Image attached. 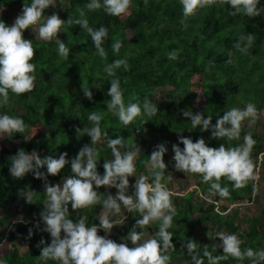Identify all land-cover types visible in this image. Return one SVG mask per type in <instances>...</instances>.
Listing matches in <instances>:
<instances>
[{"label": "trees", "instance_id": "trees-1", "mask_svg": "<svg viewBox=\"0 0 264 264\" xmlns=\"http://www.w3.org/2000/svg\"><path fill=\"white\" fill-rule=\"evenodd\" d=\"M87 2L88 0H54L55 5L46 9L45 14L58 12L61 19L67 21L71 18L73 22L63 25L51 40H38L28 36L32 32L31 27L24 31V37L31 39L36 49L33 57V62L37 65L35 87L26 93H10L14 96L8 102L9 105L0 107V112L7 111L10 115L21 116L28 125L23 133H11V139L18 141L15 147L0 150V207L7 210V202L20 198L11 190H27L30 187L37 193L28 207L29 216L26 218V226L32 230L28 249L21 253L15 247L4 254L1 258L6 259L8 264H58L54 260L44 262L38 258L42 254L43 245L39 243L41 239L44 238L48 243L52 239L50 233L43 230L41 218L46 200L41 186L45 181L37 178L33 172L22 178H16L10 173L11 157L19 149L29 152L36 149L41 157L58 156L67 152L70 161L84 144L92 143L91 137L79 134L77 128L83 129L91 125L92 122L88 120L90 111H101L104 113L102 131H107L112 138L123 136L126 141L129 140L130 146H139L141 152L136 161L137 174L148 175L150 170L143 163L152 153L148 137L156 142L166 143L168 151H173L172 145L177 144L180 136L190 137L194 141L203 137L209 146L218 148L222 143L226 146L242 143L244 135L249 132L242 128L238 140L220 139L212 135L211 128H195L190 118L183 115V110L191 108L193 112H202L205 118L211 115L212 123L215 124L217 117L230 107L245 106L248 102H253L260 109L264 107V14L256 17L240 13L232 15L229 0H209L205 7L185 18L181 0H131L129 9L132 6V12L124 19L125 13L111 15L102 7L89 10L86 8ZM24 3L25 0H0V7L23 8ZM258 6L264 7V0H260ZM81 16L88 19L89 26L93 28H108V36L103 43L107 57L98 55L91 35L82 25L75 23ZM0 18L10 24L7 18ZM247 33H253L255 39L244 53L235 44L242 34ZM59 39L64 40L71 49L67 58L58 54ZM116 39L122 41L119 52L112 48ZM173 49L180 50L176 59H170L167 55ZM117 58H127L128 61L127 68L121 66L116 71L125 100L139 99L142 102L147 95L158 106L155 114L142 113L128 125L123 124L107 109V101L111 99L108 93L111 77L104 68ZM230 59L231 63L228 62ZM193 77H198L203 83L201 101L197 100V94L191 89L190 80ZM84 83L92 87V98L85 95ZM166 87H170V91H156ZM17 107L21 109L19 112L15 111ZM39 128L41 130L36 136L31 134L34 129ZM252 134L256 140L251 152L254 169L258 168L259 163L264 169V138ZM101 141V149L108 152V158H111L107 137H102ZM180 146L183 148V143ZM260 158L262 162H259ZM104 162H98L101 174L105 171ZM165 163L168 170L175 161L173 159L172 162ZM41 171L47 172V167ZM71 174L69 163L59 174H48V181L62 182L64 176ZM193 176L197 188L177 196L178 201L174 205L176 215L169 229L174 234L172 239L175 245V248L168 249L171 259L193 264L185 248L186 240L195 239L202 253L204 245L211 248L221 243V238L216 237V233L222 230L240 235L243 239L242 247L264 248V210H253L248 215L246 211L242 213V210H236L237 207H248L254 202L255 190L260 186L256 183L257 174L240 188L232 187L233 182L222 177L221 183L229 186L228 196L209 192L210 182L203 181L202 174L193 173ZM149 178L151 179L150 176ZM164 179L167 182V172ZM129 180V193H132L136 178ZM98 191L114 195L118 189L112 187L110 191H104L99 188ZM101 209V204L81 209H73L69 205L71 218L75 220L84 217L89 225L100 223L97 216ZM233 212L244 214L247 229L242 230L233 220ZM137 213L122 208L119 214L122 223L114 226L117 238L126 237L136 226ZM3 222L11 224L6 216ZM212 225L217 226L216 231L211 229ZM198 227H203L201 237L196 232ZM145 230L151 236L159 230V226L154 222L145 226ZM2 242L3 236L0 235V244ZM215 254H223V248L217 247ZM219 264H237V260L230 257ZM244 264H249V261L246 259Z\"/></svg>", "mask_w": 264, "mask_h": 264}, {"label": "clouds", "instance_id": "clouds-1", "mask_svg": "<svg viewBox=\"0 0 264 264\" xmlns=\"http://www.w3.org/2000/svg\"><path fill=\"white\" fill-rule=\"evenodd\" d=\"M208 2L209 0H181L185 18L205 7ZM130 3L131 0H88L86 8L96 10L102 7L107 13L119 16L129 9ZM229 3L232 15L240 13L256 17L264 14V7L258 6L260 0H229ZM53 4L54 0H25L23 10L14 23L9 24L0 18V104L8 103L10 93H26L35 87L37 65L33 62V57L36 49L33 41L24 37V31L37 25L38 33L31 27L37 38L51 40L63 25L73 22L71 18L67 21L61 19L58 12L45 14V10ZM75 23L82 25L91 35L98 55L107 57L103 43L108 36V28H93L83 16L77 18ZM254 39L253 33L242 34L235 47L246 53ZM121 47L122 41L114 40L113 50L119 52ZM70 50L64 40L59 39V56L67 58ZM179 52V49H173L167 55L170 59H176ZM228 62L231 63V59ZM121 66L127 68V58H117L104 68L111 77L108 89L111 99L107 101V109L123 124L128 125L142 113L155 114L158 106L147 95L142 102L139 99L125 100L121 80L116 75ZM83 90L87 97H93L92 87L84 83ZM258 113L257 106L248 102L244 107L228 108L213 124L211 115L205 118L202 112H193L191 108L183 110V115L190 118L195 128H211L214 137L228 140H238L242 124L247 121L251 126L258 119ZM103 118V112L90 111L88 120L92 122L91 125L83 129L77 128V132L89 135L92 143L84 144L70 161L67 152L58 156L41 157L36 149L31 152L19 149L11 157L10 173L14 177L22 178L33 172L37 178L45 181L46 200L41 218L43 230L50 233L52 239L50 243L41 239L39 243L43 245L42 254L38 258L44 262L54 260L58 264H169L171 256L167 250L175 248L172 239L174 234L169 229L173 225L176 207L172 202L171 189L164 179L167 145L158 144L143 161L150 170L149 174L137 175L136 161L141 152L140 147L130 146L129 140L126 141L123 136L109 137L107 131H102ZM27 127L23 117L0 112V137L12 132L23 133ZM102 137H107V147L111 149V158L105 159L103 164V174L98 171L100 148L97 146ZM179 139L184 147L180 144L172 145L175 167L185 172L202 174V180L210 182L208 191L211 193H218L220 196L230 194L229 186L221 183L222 177L232 181V187L240 188L254 175L251 152L256 140L250 131L244 135L242 143L235 146L222 143L218 148L209 146L203 137L196 141L186 136H180ZM69 163L72 174L64 176L62 184L48 181V174H59ZM45 166L47 172L41 171ZM130 176L137 177L132 193H129ZM100 186L115 187L118 191L114 195L111 192L105 194L98 191ZM20 194L27 202H33L37 193L29 187L27 190L21 189ZM94 204L102 205L97 216L99 224L89 225L84 217L75 220L71 218L69 205L73 209H81ZM122 208L140 215L136 226L123 238V242L118 243L110 238V233L115 225L122 223L119 216ZM154 222L159 230L148 236L145 226ZM101 228L109 235H100ZM31 231L30 229V234ZM216 237L221 238V243L211 248L204 245L202 253L195 239L186 240L185 248L193 264H205V258L207 264H219L230 257L235 258L237 264H244L246 259L249 264H264V248L242 247L243 239L235 232L220 231L216 233ZM217 247L223 248V254H215ZM0 264H8V261L0 258Z\"/></svg>", "mask_w": 264, "mask_h": 264}, {"label": "rangeland", "instance_id": "rangeland-1", "mask_svg": "<svg viewBox=\"0 0 264 264\" xmlns=\"http://www.w3.org/2000/svg\"><path fill=\"white\" fill-rule=\"evenodd\" d=\"M55 5V4H54ZM131 9H128L123 18H127L130 13L132 12V6L130 7ZM23 8H19V7H0V17H5L10 21V24L14 23L16 17L22 12ZM32 28L35 29L36 33H38V26L34 25L31 26ZM31 28V29H32ZM36 33L33 31L29 33L28 36H31L32 38L38 39V40H44V39H40L37 38ZM129 36L131 35V32L128 33ZM190 82L191 84V89L197 94L198 96V101H201L202 99V93H203V83L201 82V80L198 77H193L191 78ZM157 92L161 93V92H168L170 91V87H166L163 89H158L156 90ZM14 95H10L9 97V101H11L12 97ZM201 98V99H200ZM8 101V102H9ZM6 105H9V103L7 104H0V107H5ZM8 107V106H7ZM20 107V106H19ZM19 107H17V109H15L16 112H19L21 109H19ZM244 107V106H241ZM259 113H258V119H256V121L251 124V126H249L248 122L245 121L242 124V128L247 129L248 131L255 133L256 135L264 138V107H262L261 109L258 108ZM7 112V111H5ZM41 128L39 129H34L32 131V135L35 134V136L38 134V131H40ZM31 137V136H30ZM147 142L148 144L152 147V151L154 150V148L160 144L159 142L154 141L151 137L147 138ZM182 143L180 141V139L178 138L177 140V144ZM16 144H18V141H14L11 139V133L6 134L4 137H0V150L2 149H11L13 147L16 146ZM100 148V160L101 161H105V159H107L109 157V153L105 152L101 149V146H103V142L99 141L98 145ZM174 151V150H173ZM173 151H168L167 153H165V162L167 161H173ZM259 162H262V158L259 159ZM261 163H259L258 168L254 169V175L255 176L257 174V176H255L256 179V183H259V189L255 190L254 193V202L250 203L248 207H237L236 210H242V213H247V215L251 212H253V210H258V211H263L264 210V169L261 168ZM167 172V186L171 189L172 192V202L174 205H176L177 201H178V197L179 195H183L186 194L190 191H193L195 188H197V182L195 180V178H193V173L191 172H185L183 170H178L175 167V163L171 164V168L170 169H166ZM258 172H260V175H258ZM138 175V174H137ZM263 175V176H262ZM261 176V177H260ZM132 177H135L137 179L136 176H130L129 179ZM56 183H63L62 182H53V184ZM257 186V185H256ZM42 190L45 192V184L43 186H41ZM100 189H103L104 191H110L112 189V187L109 186H100ZM11 192L16 193L19 195V199L18 200H14V201H9L7 202V210H4L3 208L0 207V235L3 236V242L0 244V258L6 254L9 253L13 248H17L19 249V251L21 253H24L27 249H28V240L30 237V232H29V227H27L26 225H28V221H27V217L29 216L28 213V207L31 205L32 202H27V200L20 194L19 190H11ZM7 200H5L6 202ZM235 206V205H233ZM246 208H250L251 210L247 211L248 209ZM233 220L240 225L241 229H247V223H246V219L244 217V214L239 212V215L235 212H233ZM139 213H137V217H139ZM9 217V221L11 222L10 225H7V223L3 222V218L4 217ZM8 227V228H7ZM217 226H211V229L213 231H216ZM202 228L203 227H198L196 229L197 234L199 235V237H201L202 235ZM223 231V230H222ZM99 234L100 235H109L104 229H100L99 230ZM10 235H12V237H10ZM150 236V235H148ZM110 238L119 242H123V238L119 239L116 236V230L113 227L111 233H110ZM253 239V237H252ZM129 245H131V242L129 241ZM168 252V250H167ZM169 264H186L184 262H180L179 259H171Z\"/></svg>", "mask_w": 264, "mask_h": 264}]
</instances>
